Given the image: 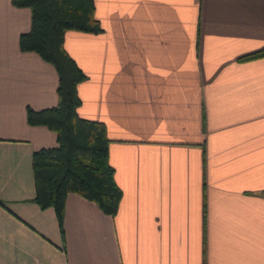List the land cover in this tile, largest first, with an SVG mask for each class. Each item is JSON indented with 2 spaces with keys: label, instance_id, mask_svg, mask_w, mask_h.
<instances>
[{
  "label": "crops",
  "instance_id": "obj_1",
  "mask_svg": "<svg viewBox=\"0 0 264 264\" xmlns=\"http://www.w3.org/2000/svg\"><path fill=\"white\" fill-rule=\"evenodd\" d=\"M101 32L68 30L121 191L113 216L75 193L60 234L33 201L31 154L56 144L26 106L54 68L18 48L30 11L0 0V264H264V0H93ZM254 192H261L253 194Z\"/></svg>",
  "mask_w": 264,
  "mask_h": 264
},
{
  "label": "trees",
  "instance_id": "obj_2",
  "mask_svg": "<svg viewBox=\"0 0 264 264\" xmlns=\"http://www.w3.org/2000/svg\"><path fill=\"white\" fill-rule=\"evenodd\" d=\"M15 7L30 11V24L18 36L22 52H34L54 68L57 77L54 106L34 110L25 108L26 123L44 126L54 132L56 144L41 147L31 154L34 185L32 201L41 209L51 207L63 237L62 219L67 193L93 202L104 214L113 216L121 191L108 162V138L100 121L82 118L77 113L81 100L77 85L86 75L65 50L68 30L101 32L94 16L93 0H10ZM264 56V48L246 54V61Z\"/></svg>",
  "mask_w": 264,
  "mask_h": 264
},
{
  "label": "rangeland",
  "instance_id": "obj_3",
  "mask_svg": "<svg viewBox=\"0 0 264 264\" xmlns=\"http://www.w3.org/2000/svg\"><path fill=\"white\" fill-rule=\"evenodd\" d=\"M258 193H261V192H254L253 194H258Z\"/></svg>",
  "mask_w": 264,
  "mask_h": 264
}]
</instances>
